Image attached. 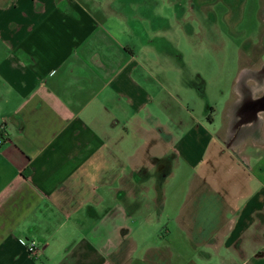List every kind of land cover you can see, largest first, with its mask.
Wrapping results in <instances>:
<instances>
[{"label": "crops", "instance_id": "crops-1", "mask_svg": "<svg viewBox=\"0 0 264 264\" xmlns=\"http://www.w3.org/2000/svg\"><path fill=\"white\" fill-rule=\"evenodd\" d=\"M153 10L0 0V264H264V115L234 116L243 177L222 183L219 206L192 189L165 196L214 134L202 120L181 131L166 106L163 58L144 48L169 19ZM161 217L177 248L158 243Z\"/></svg>", "mask_w": 264, "mask_h": 264}, {"label": "rangeland", "instance_id": "rangeland-1", "mask_svg": "<svg viewBox=\"0 0 264 264\" xmlns=\"http://www.w3.org/2000/svg\"><path fill=\"white\" fill-rule=\"evenodd\" d=\"M146 2L154 7V14L169 19L158 24L160 38L144 48L149 53L159 52L163 58L159 62L165 70L166 106L173 108L174 117L184 121L181 131L197 127L202 120L205 133L214 134V139H207L210 144L203 162L197 160L192 165L181 161L175 165L165 186V196L177 193L183 199L192 189V200L205 195L213 210L219 206L214 198L222 183L243 177L236 172L240 168L236 153L242 133L234 116L241 115L239 109L245 98L253 100L263 93V86L253 73L264 68V0H224L226 5L221 0ZM207 113L211 114L212 123L205 120ZM197 151L199 156L201 150ZM155 224L152 230L161 237L158 243L177 248L179 234L172 218H158ZM180 240L184 245V239ZM202 247L200 244L197 248Z\"/></svg>", "mask_w": 264, "mask_h": 264}, {"label": "flooded vegetation", "instance_id": "flooded-vegetation-1", "mask_svg": "<svg viewBox=\"0 0 264 264\" xmlns=\"http://www.w3.org/2000/svg\"><path fill=\"white\" fill-rule=\"evenodd\" d=\"M222 5H226L227 3L224 2V0H221ZM231 6L229 7L230 9L232 8V4H230ZM264 73V68L257 72V73H253V76H257V83L261 84L263 86V93L251 100V99H244V102L241 106V109H239V114H241L242 118L245 119H255L258 118V115L261 113H264V76H262V74ZM258 74H261L260 76H258ZM253 103V104H252ZM238 125V124H237ZM237 138V137H236ZM232 145V143H231ZM228 147H231L230 145Z\"/></svg>", "mask_w": 264, "mask_h": 264}, {"label": "built area", "instance_id": "built-area-1", "mask_svg": "<svg viewBox=\"0 0 264 264\" xmlns=\"http://www.w3.org/2000/svg\"><path fill=\"white\" fill-rule=\"evenodd\" d=\"M1 134V133H0ZM3 144V140L0 136V146ZM22 245L26 246L28 248V251L32 255H36L39 251V247L35 242H28L25 240H21Z\"/></svg>", "mask_w": 264, "mask_h": 264}, {"label": "bare ground", "instance_id": "bare-ground-1", "mask_svg": "<svg viewBox=\"0 0 264 264\" xmlns=\"http://www.w3.org/2000/svg\"><path fill=\"white\" fill-rule=\"evenodd\" d=\"M253 104V103H252ZM257 119V118H256ZM252 120V119H251ZM234 122V121H233Z\"/></svg>", "mask_w": 264, "mask_h": 264}]
</instances>
